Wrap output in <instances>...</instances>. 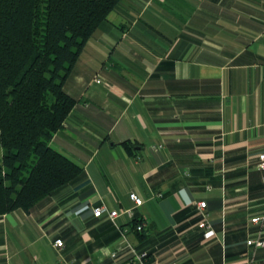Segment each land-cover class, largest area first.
Returning <instances> with one entry per match:
<instances>
[{"label": "crops", "instance_id": "0c3cea01", "mask_svg": "<svg viewBox=\"0 0 264 264\" xmlns=\"http://www.w3.org/2000/svg\"><path fill=\"white\" fill-rule=\"evenodd\" d=\"M63 88L49 145L82 174L0 215V264H264V0H120Z\"/></svg>", "mask_w": 264, "mask_h": 264}, {"label": "trees", "instance_id": "16d2710c", "mask_svg": "<svg viewBox=\"0 0 264 264\" xmlns=\"http://www.w3.org/2000/svg\"><path fill=\"white\" fill-rule=\"evenodd\" d=\"M119 1L0 0V215L82 174L49 140L76 103L64 81Z\"/></svg>", "mask_w": 264, "mask_h": 264}, {"label": "built area", "instance_id": "2783aa9c", "mask_svg": "<svg viewBox=\"0 0 264 264\" xmlns=\"http://www.w3.org/2000/svg\"><path fill=\"white\" fill-rule=\"evenodd\" d=\"M94 80L96 82H100L99 77H95ZM162 147L161 144L158 145H153L151 146V149L153 150H159ZM258 166L261 169H264V153L259 154V162H258ZM263 184H264V180H263ZM130 199L134 202L135 206H140L143 203V199L137 195V193L135 192H131L129 194ZM199 207L200 208H204L206 205L205 201H200L199 203ZM107 212V218L110 219L111 221L114 220L115 217H117L120 212L117 210H108L104 205H99L97 207H94L93 209V213L95 216H101L103 214V212ZM122 213L127 214L129 217L133 216V210L132 208H126L122 211ZM264 216V212L261 211L259 214L254 215L250 218L251 222H257L258 220H260L261 218H263ZM198 226L200 228H210V225L207 223L206 218H202V220L199 221ZM144 227H145V223L141 220L139 221L136 225H135V230L137 232H143L144 231ZM124 238V235H122ZM247 244L249 245H253L254 247H264V241L262 239H260V237H255V238H251L247 240ZM54 245L58 248H60L63 245V241L61 239H56L54 241ZM129 251L133 254V256H135V258L139 261V264H147L145 263V257H146V253L142 252V253H138L136 252V250L130 245L127 244ZM116 253L113 252L112 256H115ZM148 264H156V263H148ZM246 264H254L251 260L249 262H247Z\"/></svg>", "mask_w": 264, "mask_h": 264}]
</instances>
